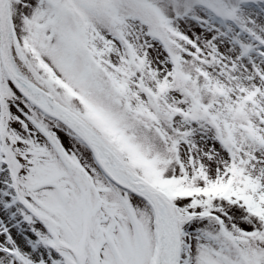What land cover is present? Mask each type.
Segmentation results:
<instances>
[{
    "label": "snow or ice",
    "instance_id": "6c2138e0",
    "mask_svg": "<svg viewBox=\"0 0 264 264\" xmlns=\"http://www.w3.org/2000/svg\"><path fill=\"white\" fill-rule=\"evenodd\" d=\"M0 264H264V0H0Z\"/></svg>",
    "mask_w": 264,
    "mask_h": 264
}]
</instances>
